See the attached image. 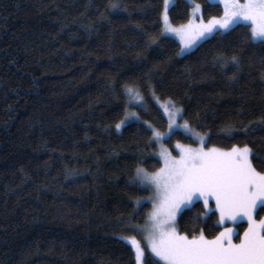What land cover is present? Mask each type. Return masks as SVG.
Masks as SVG:
<instances>
[{"label":"trees","instance_id":"1","mask_svg":"<svg viewBox=\"0 0 264 264\" xmlns=\"http://www.w3.org/2000/svg\"><path fill=\"white\" fill-rule=\"evenodd\" d=\"M193 1L205 20L223 13ZM164 2L0 0V264H137L121 237L150 210L135 204L150 193L129 184L135 169L162 165L146 124L168 126L156 99L180 106L207 147L247 145L264 172V126L253 127L264 119V44L251 43L241 23L180 54L162 34ZM191 10L173 0L169 19L185 23ZM126 85L143 103L134 107L140 120L118 131ZM164 141L194 143L180 130ZM205 211L194 202L178 230L213 239L225 227ZM144 264L161 263L146 251Z\"/></svg>","mask_w":264,"mask_h":264},{"label":"snow or ice","instance_id":"2","mask_svg":"<svg viewBox=\"0 0 264 264\" xmlns=\"http://www.w3.org/2000/svg\"><path fill=\"white\" fill-rule=\"evenodd\" d=\"M220 3L224 5L222 17H212L206 23L201 17L200 23L193 19L187 25L174 28L168 21L169 0H165V31L179 36L183 44L182 52L215 31L231 30L241 23L250 29L248 35L251 43L264 44V0H244L243 3L240 0H220ZM200 10V5L195 4L193 17ZM231 62L239 65L236 57ZM124 91L130 99L143 103L138 88L126 85ZM164 111L168 116L169 133L174 127H182L192 133L187 121L182 125L176 123L177 117L182 118L183 109L176 108L169 101ZM124 123L121 121L116 128L119 129ZM256 126H264V119L253 127ZM147 128L153 133L149 145L153 141L160 142L166 135L150 124ZM226 131L230 137L233 135V129ZM247 131L250 129L245 134ZM195 136L200 147L177 144L180 155L174 157L161 144L157 154L162 161L160 168L151 173L143 167L135 169L129 184L152 192L143 200L135 201L137 209L142 208L145 201L150 202L152 208L143 225H131L129 230L139 233L145 244L142 246L135 236L121 239L135 249L137 264H144L145 247L163 264H264V219H255L257 211L264 210V172L257 171L250 158L256 156L259 159L258 154L253 153L247 145H233L227 151L215 147L206 149L205 137L199 133ZM196 201L203 202L205 216L209 212L219 213L218 226L226 221L235 223L239 219H246L248 227L239 238V243L233 242L234 231L230 227H225L213 239L206 238L203 231L191 236L181 234L176 227L177 216ZM211 201L215 203L214 209L209 207Z\"/></svg>","mask_w":264,"mask_h":264},{"label":"rangeland","instance_id":"3","mask_svg":"<svg viewBox=\"0 0 264 264\" xmlns=\"http://www.w3.org/2000/svg\"><path fill=\"white\" fill-rule=\"evenodd\" d=\"M188 1L192 4L191 16H190L189 20H193V19H194L196 23H200V19H201V17H202V9H201V5H200L199 3L194 2L193 0H188ZM209 1H211V2H216V3L221 4V6H222V8H223V13H222L221 16H217V18L222 17L223 14H224V5H223V3H220V0H209ZM243 2H244V0H240V3H243ZM172 3H173V0H169V7H170V5H171ZM195 4L200 5V9H201V10H200V12H198V13L196 14L195 17H193V8H194V5H195ZM169 7H168V9H169ZM164 12H165V2H164L163 13H162V25H163V27H162V34H163V35H166V36L173 37L174 39H176V40L180 43L181 50H182V48H183V44L181 43L179 36H177L175 33H172V32H166V31H165ZM167 15H168V21H169V24H170L172 27H174V28H180L181 25H187L188 22H189V20H188V21H186L185 23L175 25V24H173V23L170 21V19H169L168 10H167ZM202 18H203V17H202ZM210 19H211V18H210ZM208 20H209V19H208ZM208 20L203 19V21H204L205 23H206ZM221 31H224V30H221ZM215 32H216V31H215ZM215 32H214V33H215ZM212 34H213V33H212ZM212 34H209V35H207V36L201 38V39L198 40V41H197V42H196L191 48L184 49L183 52L180 50V54H184V53H187V52L191 51V50L194 49L199 43H201L204 39L210 37ZM128 98H129V101H128L129 105H127V109H126L125 116H124V117H123V118H122L117 124H120L121 121H125V123H124L119 129L116 128L118 131H120L126 123H128V122H130V121H137V120H140V117H139V115H138V110H137V108H134L137 104H139V102L136 101V100H134V99H130L129 96H128ZM169 101H170V100H160V99H156L157 105L162 109V111H163L164 115L166 116L167 120H168V116H167V114H166L165 111H164V106H165L166 104H168ZM172 103H173V102H172ZM175 107H176V108H180V109H182L180 106H178V105H176V104H175ZM130 108H131V109H130ZM131 113H135L136 115H135V116L130 115ZM137 117H139V119H137ZM184 122H185V120H184L183 118L177 117V120H176L177 125H182ZM168 123H169V121H168ZM146 124L149 125L150 123H149V122H146ZM150 125H151V124H150ZM151 126H152V125H151ZM152 127H153V126H152ZM190 127H191V126H190ZM153 128H154L156 131H159V132L162 133V134H166V135L164 136V138H163L160 142H156V141H155L156 144H157V149H156V151H155L156 156H157V154L160 152L161 144H162L163 147L166 148V149L171 153V155L174 156V157H179V155H180V150L176 147L177 144L184 145V146H191V147H194V148H196V147H200V143H199V141L196 139V136H195L196 133H199L200 135H202V136L205 137V143H206V140H207V136H206V134H202V133L196 131V130H195L194 128H192V127H191L192 130H193L192 133H188V132H186V130H184L182 127H179V128L174 127V130H173L172 132H174V131H176V130H180V131H182V132L188 134L189 136H191V137L193 138V140H194V143H183V142H180V141L176 142V143L174 144V146H173V149H174L175 152H176V153H174V152H173V149H172L171 147H169L168 145H166V144H165V141H164V140H165V139H166V138L172 133V132L169 133V128H168V126H167V128H166L165 131H160V130H158V129L155 128V127H153ZM204 147H205L206 149H207V148H212V147H207L205 144H204ZM242 147H243V146H242ZM215 148H218V147H215ZM218 149H221V150L227 151V150H230L231 148H228V149L218 148ZM161 162H162V161H161ZM161 166H162V165H161ZM143 168H144V167H143ZM144 169H145V168H144ZM145 170H147V169H145ZM147 171H148V170H147ZM154 171H156V170H154ZM154 171H148V172L151 173V172H154ZM150 195H152L151 190H150V193H149L146 197H148V196H150ZM146 197H143V198H140V199L143 200V199L146 198ZM201 202H202V201H201ZM149 203H150V202H149ZM202 203H203V202H202ZM209 207L212 208V209L215 208V203H214V201H211V202H210ZM151 208H152V205H151V203H150V210H149V212L151 211ZM258 211H259V210H258ZM258 211H257V213L255 214V219H256L257 221H259V220H261V219H264V211H262L260 214H258ZM217 214H218V218H219V213L217 212ZM179 215H180V214H178L177 219H178ZM242 222H244L246 225H245V227L242 228L243 230H242L241 232H239L240 229L237 227V225H238L239 223H242ZM222 226L233 228V231H234V234H233V242H234V243H239V238L243 236V233H244V231L247 229L248 224H247V222H246V219H239V220H237L235 223H233V222H231V221H226L224 224H222ZM176 227H177V229H178L177 223H176ZM244 228H245V229H244ZM178 231H179V230H178ZM179 232H180V231H179ZM180 233H181V232H180ZM181 234H182V233H181ZM238 234H239V238L236 239V236H237ZM132 236H135L137 240H140L142 246L145 244V242L143 241V239H142V237H141V235H140L139 233L136 232V233L133 234ZM132 236H129V237H132ZM129 244H130V243H129ZM133 249H134V248H133ZM146 251L150 253V250H149L147 247L144 248V253H146ZM134 252H135V249H134ZM150 254H151V253H150ZM151 255H152L155 259H157V260L159 261V258H158V257H155L154 254H151ZM144 257H145V256H144ZM159 262H160L161 264H163L162 261H159Z\"/></svg>","mask_w":264,"mask_h":264}]
</instances>
